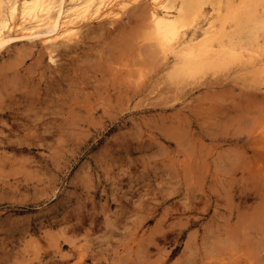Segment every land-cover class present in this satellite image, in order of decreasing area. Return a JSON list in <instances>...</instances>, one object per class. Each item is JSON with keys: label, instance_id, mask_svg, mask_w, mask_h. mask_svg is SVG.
<instances>
[{"label": "rangeland", "instance_id": "rangeland-1", "mask_svg": "<svg viewBox=\"0 0 264 264\" xmlns=\"http://www.w3.org/2000/svg\"><path fill=\"white\" fill-rule=\"evenodd\" d=\"M144 6L0 49V264H264L259 63L174 80Z\"/></svg>", "mask_w": 264, "mask_h": 264}, {"label": "bare ground", "instance_id": "bare-ground-1", "mask_svg": "<svg viewBox=\"0 0 264 264\" xmlns=\"http://www.w3.org/2000/svg\"><path fill=\"white\" fill-rule=\"evenodd\" d=\"M139 2L144 38L170 78L196 80L259 63L264 79V0H0V49L39 38L54 62L56 46L77 39L86 24L113 23Z\"/></svg>", "mask_w": 264, "mask_h": 264}]
</instances>
